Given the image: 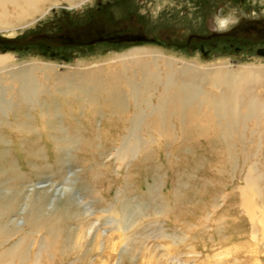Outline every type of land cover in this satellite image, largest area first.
<instances>
[{"label":"rangeland","instance_id":"rangeland-1","mask_svg":"<svg viewBox=\"0 0 264 264\" xmlns=\"http://www.w3.org/2000/svg\"><path fill=\"white\" fill-rule=\"evenodd\" d=\"M68 1L0 29V227L28 244L14 264H264L259 7L213 36L214 10L238 14V0ZM217 63L256 72L234 115L172 116L167 102L158 116L169 67Z\"/></svg>","mask_w":264,"mask_h":264},{"label":"bare ground","instance_id":"bare-ground-1","mask_svg":"<svg viewBox=\"0 0 264 264\" xmlns=\"http://www.w3.org/2000/svg\"><path fill=\"white\" fill-rule=\"evenodd\" d=\"M44 1L56 0H0V29L14 28L26 22L27 19L33 18L35 14L40 12L41 9L38 6ZM68 3L76 7L81 4L76 3L75 0H69ZM221 26L223 27L220 23ZM142 53L144 52H141L139 49H133L122 55V57H135ZM5 59V56H0V65L4 63ZM214 65L217 66L209 67L205 65L184 64L179 70L169 67L166 73V81L163 84L168 86L170 90H175V92L170 95H160L158 99L159 104L156 107V112L160 114L158 116L162 118L164 115V107L167 102L171 105L168 113L172 116L182 115L185 106L191 104H194V106L187 112L191 118L203 117L210 122L217 123L218 120H215L217 116L225 118L226 116L234 115L239 108L237 101L240 99H236V91L241 78H247L256 72L252 69L254 68L252 66H244L234 71H227L222 68L223 65H221L222 67L218 63ZM175 75L179 76L181 80L174 81L172 78ZM205 77H209L214 86L222 84L227 86L228 90L217 92V94L199 92L200 90L199 87L197 88L196 80L199 78L204 79ZM22 79L19 77L16 80L22 81ZM250 105V102L247 100L245 107L249 108ZM222 126L225 127V125ZM5 230L0 227V264H14L17 260L19 262H25L24 252L20 249L24 247L23 250H25L28 247V244H26L27 237L21 236L19 239H16L15 236V240H12L14 234L12 233V235L10 234L11 231Z\"/></svg>","mask_w":264,"mask_h":264},{"label":"flooded vegetation","instance_id":"flooded-vegetation-1","mask_svg":"<svg viewBox=\"0 0 264 264\" xmlns=\"http://www.w3.org/2000/svg\"><path fill=\"white\" fill-rule=\"evenodd\" d=\"M247 3L252 7H259L261 19L264 20V0H238V4L236 6H239V9H241L239 10L240 12L238 14H236V10L234 8H227L223 5L217 6L213 12L214 15L210 21V25H208V33L213 36H221L226 35L235 29L243 31L245 28L247 29L245 24L242 25L244 22L243 18L248 16V14L242 10V7L248 9L249 6ZM257 14V12L253 11L250 13V16H253V18H258ZM220 23L223 25V27H220ZM255 29V27L248 29L251 36L258 32L257 29ZM257 52L264 53V48L256 49L255 54Z\"/></svg>","mask_w":264,"mask_h":264},{"label":"water","instance_id":"water-1","mask_svg":"<svg viewBox=\"0 0 264 264\" xmlns=\"http://www.w3.org/2000/svg\"><path fill=\"white\" fill-rule=\"evenodd\" d=\"M257 55L264 56V53L257 52Z\"/></svg>","mask_w":264,"mask_h":264}]
</instances>
